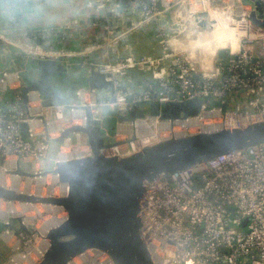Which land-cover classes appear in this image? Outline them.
I'll return each mask as SVG.
<instances>
[{"label":"built area","instance_id":"built-area-1","mask_svg":"<svg viewBox=\"0 0 264 264\" xmlns=\"http://www.w3.org/2000/svg\"><path fill=\"white\" fill-rule=\"evenodd\" d=\"M238 1L247 14V29L241 34L238 47L222 49L224 58L216 53L212 68L206 70L191 68L184 55L169 43L180 34L185 22L196 29L210 27V20H203L205 25L201 26L200 18L195 17L194 10L201 0H75L79 8L84 5L93 12L99 11L103 15L104 29L102 36L94 40L83 37L80 45L67 50L20 42L0 30L1 54L7 56L5 65L0 68V178L4 182L0 185L12 188L5 184L17 178L21 191L25 189L23 181L29 182L31 191L37 180L43 178L41 196L64 194L66 186L45 170L51 143L45 136L55 138L65 128L82 125L84 105L90 106L92 117L98 119L94 115L95 95L85 88L75 91L76 109L82 111L79 116L66 114L65 111L74 109L68 110L64 105L44 106L35 90L28 91L24 101L23 72L10 68L15 56L60 59L66 64H75L71 60L78 58L76 64L98 67L112 83L114 101L108 102L111 107L135 110L137 103L148 106V110L134 120L116 116L112 123L103 126L106 140L114 142L100 149L105 156H127L163 138L263 122L264 25L251 22L249 26L256 0ZM257 1L264 15V0ZM218 8L216 4V11ZM167 11L177 27L175 34L168 37L163 35L159 24ZM81 24L79 19L71 18L65 28L78 29ZM148 25L161 37L157 41L161 46L158 54L136 56L124 46L118 47L119 40L139 33ZM56 30L50 28L51 32L56 33ZM145 67L151 69L152 80L139 82L140 92L118 88L129 70ZM237 94L242 96V102H237L232 110H224L222 105ZM214 99L218 103L211 105ZM189 100L199 101L196 113L163 119L160 113L151 112L152 103ZM22 125L26 126L27 138L23 136ZM63 146H78V150L61 152L62 159L83 156L90 150L85 135L80 132L73 134L61 144ZM18 169L27 174H19ZM47 177L52 178V185L47 183ZM139 204L140 234L154 264H264V143L229 151L147 181ZM39 205L0 198V222L7 225L1 230L0 238L8 245L11 243L14 249L0 264H35V259L39 258L43 238L39 228L34 232L32 222L42 213ZM16 218L21 219L25 230L16 232L11 224ZM66 264L113 263L103 251L90 248Z\"/></svg>","mask_w":264,"mask_h":264},{"label":"water","instance_id":"water-1","mask_svg":"<svg viewBox=\"0 0 264 264\" xmlns=\"http://www.w3.org/2000/svg\"><path fill=\"white\" fill-rule=\"evenodd\" d=\"M73 2L75 3V0ZM81 8L88 13L93 12L84 5ZM249 18L255 24L264 25V15L259 1H254V12ZM159 24L162 26L164 36L175 34L177 27L172 24L170 11L159 20ZM204 25V22L201 23V26ZM42 37H45L46 43L42 42ZM36 43L52 45V35L49 31L43 30ZM1 52L0 43V60L6 61L7 56ZM217 54L220 58L225 57V51L222 49ZM78 67L86 70L67 77V70ZM33 70L32 74L25 72L22 75L25 82L24 101L27 98L26 93L35 90L40 94L44 106L55 104L64 105L68 110L76 109L74 103L76 99L72 100L70 96L61 97L58 94L56 81L59 79L69 81L70 95L74 94L76 97L77 88L88 89L94 95L98 91L97 93L100 92L101 95L98 97L95 95L96 104H101L104 101L105 90L108 94L105 103L114 101L112 83L105 79V75L99 72L96 66L81 67L76 63L66 64L60 59L37 58L34 59ZM142 80H152L149 67L129 70L118 88L140 92L141 87L138 83ZM140 105L141 103H137L138 108L135 109L131 120L143 115ZM168 105L169 115L166 117L161 115L158 103L150 104L151 112L160 113L163 119H175L181 117V113L182 115L196 113L199 101L168 102ZM83 110L85 120L82 125L65 128L55 138L45 136L50 142L63 144L73 134L80 132L85 135L89 145L90 150L86 155L57 160L53 169L48 170L59 183L66 186L64 194L57 197L41 196L0 185L1 199L58 206L66 211L65 218L47 230L45 240L48 245L35 264H66L90 248L106 253L113 264H154L140 234L142 221L139 201L144 194V183L161 175L195 166L217 155L245 149L252 144L264 143L263 121L238 128H220L163 138L127 156H105L100 149L113 145L114 142L106 140L108 139L106 131L100 120L92 117V108L84 105ZM25 127L22 125L21 129L23 136L27 138ZM113 129L114 127L110 128V131ZM17 172L27 174L21 169ZM16 219L18 221L16 232L19 229L25 230L21 219Z\"/></svg>","mask_w":264,"mask_h":264},{"label":"crops","instance_id":"crops-1","mask_svg":"<svg viewBox=\"0 0 264 264\" xmlns=\"http://www.w3.org/2000/svg\"><path fill=\"white\" fill-rule=\"evenodd\" d=\"M74 0H0V30L4 31L11 38H15L20 42H36V39L41 36L43 30H47L52 35V42L56 47L70 48L77 46L83 40H94L96 37L103 35V20L102 14L99 11L88 13L87 10H81L73 2ZM71 18H77L82 24L89 23L85 28L81 24L80 28H65L67 21ZM57 29L56 33L51 32L50 28ZM147 26L139 33L127 36L118 42V47H125L122 41L131 37L133 40H139L140 36L146 34ZM42 42L46 43L45 37H42ZM158 43L155 42L154 45ZM152 53L143 54H158ZM142 54V55H143ZM24 64H20L19 60ZM15 62L10 64V68H17L23 72L33 73V58H20L15 56ZM5 61L0 60V67H3ZM72 63H77L78 59L71 60ZM16 65V66H15ZM96 97L101 93L95 92ZM94 115L98 117L101 126L110 124L104 122L103 103L94 106ZM87 148L86 145L82 146ZM78 150V146H72V151ZM1 241V240H0Z\"/></svg>","mask_w":264,"mask_h":264},{"label":"bare ground","instance_id":"bare-ground-1","mask_svg":"<svg viewBox=\"0 0 264 264\" xmlns=\"http://www.w3.org/2000/svg\"><path fill=\"white\" fill-rule=\"evenodd\" d=\"M222 5H224L222 6L224 12L221 13V16H219L217 19L210 17V27L196 29L195 26H193L190 22H185L182 24V30L180 34L170 39V45L184 55L191 68L205 70L212 68L217 51L225 49L226 47L236 49L239 45V37L241 32H244V30L247 28V14L243 12L244 10L241 8L238 0H235V2L229 0V2L222 3ZM203 12L198 11V13L195 15V17L200 18L201 23L206 19V15ZM234 15L238 16L237 19L233 18ZM65 113H71L73 116H79L82 114V111L79 109H74L72 111H65ZM39 179L40 180H37V185L34 187V194L41 195L40 190L42 188L41 185H43L44 179ZM9 181L10 183L7 181L5 184L6 186L12 187L15 190H20V182L17 178H11ZM0 184H4L2 178H0ZM23 187L25 188V192L31 193V186L29 182L24 183ZM50 189L51 187H48V190ZM53 208L54 212L58 213L59 211H62V209L58 206H53ZM65 216L66 215L62 216L61 219L53 221L52 223L50 221L47 222L44 228L41 227V232L43 230V239L41 241V247H39L38 257L42 256L48 245L47 241L45 240V233L47 232L48 227L51 228V226L57 225L65 218ZM31 264H34V262H31Z\"/></svg>","mask_w":264,"mask_h":264},{"label":"rangeland","instance_id":"rangeland-1","mask_svg":"<svg viewBox=\"0 0 264 264\" xmlns=\"http://www.w3.org/2000/svg\"><path fill=\"white\" fill-rule=\"evenodd\" d=\"M226 2H229V0H201V3H199L196 6L194 12L196 11L195 13H198V11L199 12H203L204 11L203 13H205L206 20H208V21L210 20V17L214 18V19H217L219 16H221V12L224 10V9H222V6H223L222 3H226ZM216 4L219 5L218 11H216V9H215ZM222 16H224V15H222ZM234 18L237 19V16L234 17ZM251 22L252 21L249 22V26H250ZM245 30H244V32H245ZM244 32H241V34H243ZM248 34H249V31H246V35H248ZM159 38L161 39V37L156 36V34H155L154 30H153V26L148 25L147 28H146V34L140 36L139 40L136 41V40H133L131 37H129L127 39H124L122 41V43H123V45L126 46V49L128 51H131L136 56H141L143 53H152L153 51L160 52L161 51V46L157 42V41H159ZM239 40H240V37H239ZM155 42H157L158 44L154 45ZM52 45L54 47L53 43H52ZM58 49L67 50V49H70V48L59 47ZM85 70H86V68H79V67L75 68V69H72V70H67V77H69V76L72 77L73 75H76L77 73H81V72H83ZM56 82L58 83V85H57L58 94L61 97L70 96L72 100L76 99L74 94L70 95L71 91H70V83H69V81H66L64 79H59ZM103 97H104V101H103L104 122H110L111 120L113 121L116 116L123 117V118L126 117L128 119H132V117H134V111H135L134 109L133 110H126V109L120 108L118 106L111 107L108 103H105V100L108 99V94H106L105 90H103ZM242 100L243 99H242L241 95H239V94L233 95V96L228 98V103L223 105L222 108L224 110H232V109H234L235 104L237 102H242ZM216 102L217 101L214 99L213 100V104H216ZM192 105H194V104H192ZM139 107L141 108V109L139 108L140 110L143 109L142 111H147L148 110V106H146V105L145 106L140 105ZM160 113L164 117L169 115L168 102L162 103L160 105ZM109 138L112 141L114 140L112 135H110ZM60 150H62V151H60ZM67 151L72 152V147H70V148H67L65 146L61 147L60 143L51 142L50 143L49 154H48V157L45 160V170H52L53 167H54V162L57 161V160L62 159L61 157H63V156H62L61 152L65 153ZM65 154H67V153H65ZM23 180L24 179H22V181ZM46 180H47V183H49L50 185L53 184V181H52L51 177H47ZM24 183H25V181L22 182V184H24ZM34 192H35L34 189L31 190V194H34ZM57 194H59L58 191H57ZM57 196H59V195H57ZM39 209H40V211L42 213L40 214V216H36L32 220L33 227L36 228L34 232H37V230H38L37 228H39L40 231H41V227L44 228L46 226L47 222L50 221L52 223L53 221L61 219L62 216H64L66 214V211H64V210L59 211L58 213L54 212L53 206L48 208V207H44L43 205L40 204L39 205ZM0 221L2 222V219ZM17 223H18L17 219L11 220V224H14L15 228L17 226ZM6 226H4L3 229H5ZM48 229H49V227H48ZM40 231H39V234H40ZM42 235H43V230L41 232V236ZM0 240H1L0 241V261H1L4 258H6L7 256H9V254L12 253V250H14V249H13L11 243L8 245L5 242H3V240L1 238H0ZM39 260H40V257L36 258L35 259V263H37Z\"/></svg>","mask_w":264,"mask_h":264},{"label":"trees","instance_id":"trees-1","mask_svg":"<svg viewBox=\"0 0 264 264\" xmlns=\"http://www.w3.org/2000/svg\"><path fill=\"white\" fill-rule=\"evenodd\" d=\"M169 43H170V40H169ZM171 47L173 48V46H171ZM18 60H19V59H18ZM19 63H20V64H24V61L21 62V61L19 60ZM216 103H217V102H216ZM210 104L213 105V101H211ZM3 227H4V224H2V223L0 222V232H1V230L3 229Z\"/></svg>","mask_w":264,"mask_h":264}]
</instances>
